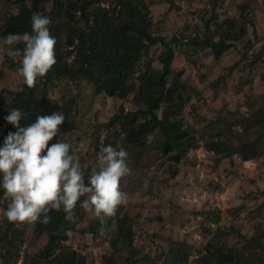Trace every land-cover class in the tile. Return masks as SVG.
Wrapping results in <instances>:
<instances>
[{
	"label": "trees",
	"instance_id": "16d2710c",
	"mask_svg": "<svg viewBox=\"0 0 264 264\" xmlns=\"http://www.w3.org/2000/svg\"><path fill=\"white\" fill-rule=\"evenodd\" d=\"M161 1L172 5L181 0ZM222 1L203 0L210 4L211 13L206 19H202V15L199 16V20L202 21L199 26L194 25L196 31L193 37L180 33L165 40L160 33L152 32L145 0H0V45L3 54L1 63H5L13 72L17 73L20 58L6 55L3 38L9 34L30 32L31 16L34 12L50 17L52 21L49 26L50 33L57 40L55 49L57 63L44 78L37 80L34 88L29 89L23 83L22 78L18 90L0 91L10 94L9 101L4 104L3 109L0 108V147H3L8 133L16 131V128L4 119L11 108H17L25 114L20 124L26 127L35 122L37 115L50 116L48 105L60 101V112L64 113L65 121L59 126L58 135L49 141V146L62 140L71 145L70 154H72V143L63 131L75 128L77 120L74 121L73 118L79 116L75 100L78 94L73 93V97L68 95V98L60 96L55 99L56 101L50 99L49 95L51 88L60 80L65 79L75 86L80 81L89 82L93 94L104 93L119 99H127L130 96L133 109L124 110L119 107V110L113 113L103 123V126L101 123L98 124L104 134L98 129L95 133L91 128L89 135L95 133L91 148L96 159L101 145H111L117 150L124 148L128 153L129 167L137 169L142 165V162L139 165L142 159L138 154L144 152V147L151 135L158 134L160 140L157 141V149L164 155L169 154L179 140L188 138L183 147L176 154L171 155L174 162H178L179 155L192 147L194 143L192 133L195 130L181 124L180 114L187 96L183 95L185 87L182 83L183 78L180 77L181 70L172 65L176 53L174 46L177 45L179 47L177 50L180 52V45L184 40L190 46L208 48L217 63L220 56L232 47V42L244 32L243 27H240L237 32H232L233 22L230 18H223L221 21L214 19L215 6ZM260 3L264 6V0H260ZM3 6L15 8L16 11L12 12L10 8L2 10ZM237 7L245 14H240L239 18L246 20L252 27V33H256L249 17L247 3L238 4ZM200 33L204 35L203 38H199ZM207 33H211V36ZM246 45H251V42L248 40ZM17 47L22 48L23 45H17ZM262 49L252 51L251 55H248L246 50H238L239 57L222 67L224 74L217 76L211 82V87L224 90V79L235 70L243 71L246 66L249 67L250 73L258 67L259 62L264 61L260 56ZM150 52L157 53L154 57H150ZM186 57L189 58L187 54ZM170 74L172 78L168 79ZM258 76L264 82L263 69ZM249 77L247 78L246 74L242 73L237 84L251 85ZM260 97L261 102H259V96L248 97L247 103L251 106L250 111L244 117L239 115V117L235 116L232 121H226L223 117L217 116L215 121L210 122L211 126L204 125L203 128L197 129L196 138L204 141V149L215 156V162H220L221 159L232 155H237L241 160L251 159L262 152L264 148V96ZM258 102L259 105L253 109L252 106ZM249 119L252 121L247 123ZM214 124L220 125L212 126ZM239 125H243L241 127L245 131L254 125L259 137L247 143L232 144L233 139L239 140V134L236 131ZM223 138L226 141H223ZM79 162L82 167V161ZM82 169L87 183L88 169L83 167ZM176 173V170L170 171V176L173 177ZM120 187L122 190L121 182ZM2 194H4L3 190L0 189V207L2 208L0 264H16L17 260H20L18 264H92L86 262L84 254L63 244L69 232L77 230L76 225L84 219L85 210L80 207L79 203L74 210L75 220L72 222L65 219V213L61 210L49 213L51 220L47 224L36 222L17 226L3 216L8 200ZM259 212L260 208H255L250 215L254 218ZM261 216L264 219L263 213ZM252 224L251 228L254 231L247 242L250 248L248 257L254 258L255 263L244 255L241 247L233 250L228 244L220 243L219 231L213 233L214 236L212 235V238L205 243L202 253L196 256L197 261L200 264L215 261H218V264L224 262L264 264V227L260 222ZM100 229L99 221L93 216L81 231L97 236L108 229H113L107 242L112 248L117 247L119 243L128 248L129 254L124 257L126 264L136 262L153 264L149 255L136 258L139 252H131L133 233L126 216L123 215L122 205L115 217L109 219L103 226L102 232ZM31 231H36L45 241L40 256L33 255L28 249L19 254L21 244L27 240ZM25 243L30 247L28 242ZM176 244L186 247L182 242H176ZM187 256L186 251L175 248L171 250L168 262L163 256L158 255L154 264H181L186 261ZM99 262L100 264H113V257L111 254H99Z\"/></svg>",
	"mask_w": 264,
	"mask_h": 264
},
{
	"label": "rangeland",
	"instance_id": "374dc122",
	"mask_svg": "<svg viewBox=\"0 0 264 264\" xmlns=\"http://www.w3.org/2000/svg\"><path fill=\"white\" fill-rule=\"evenodd\" d=\"M241 3L248 5L249 17L256 32L254 34L251 25L239 18L240 14H244L237 7ZM145 4L151 19L152 32L160 33L165 40L180 33L193 37L196 31L194 25L199 26L202 21L199 16L202 15V19H206L211 13L210 4L203 0H181L172 5H167L161 0H145ZM215 7L214 19L221 21L223 18H230L233 22L232 32H237L240 27L244 28V32L232 42V47L220 56L217 63L208 48L190 46L184 40L180 45V52L177 50L179 47L174 46L176 53L172 65L181 70L180 77L183 78L185 87L183 95L188 97L182 106L181 124L195 130L192 133V147L179 155L178 162H174L171 155L176 154L188 138L179 140L174 149L164 155L157 149L159 135L152 134L144 152L138 154L142 159L139 165L141 162L142 165L137 169L130 167V174L121 180L122 191L127 195V203L122 205V211L133 233L131 252H139L136 258L149 255L153 264L156 263L158 255L168 262L171 250L175 248L188 253L186 261L181 264H200L196 256L202 253L205 243L218 231L220 243L228 244L233 250L241 247L244 255L249 258L250 248L247 242L254 231L251 228L252 223L260 222L264 227V219L261 216L263 213L264 218V148L255 158L241 160L237 155H232L215 162V156L204 149V141L196 138L198 130L204 125L211 126L210 122L215 121L217 116L226 121H232L239 115L244 117L250 111L248 97L259 96L261 102L260 96H264V82L258 75L264 70V61L259 62L258 67L250 73L247 66L243 71L235 70L224 79V90L213 89L211 82L224 74L222 67L239 57L238 50H246L248 55H251L252 51L263 48L260 56L264 59V6L260 0H223ZM9 8L3 6L2 10ZM10 10L16 11L15 8ZM207 35L211 36V33ZM199 36L204 37L202 33ZM248 40L251 45H246ZM156 53H151L150 57H154ZM2 55L0 45V91L18 90L22 77L9 69L5 63H1ZM242 73L246 74L247 78L250 76L251 85L237 84ZM171 78L170 74L168 79ZM73 93L78 94L74 99L79 116L73 118L74 121L77 120L75 128L63 133L72 143V154L82 161V167L88 169L89 174L91 168L98 164L91 142L97 129L104 134L98 124L103 126L119 107L124 110L134 107L130 96L127 99H119L104 93L93 94L91 84L86 81H80L75 86L62 79L49 91L53 101L60 96L73 97ZM9 99V93L0 92L1 109ZM259 102L252 108L257 107ZM48 106L51 114L61 111L60 101ZM251 121L249 119L247 123ZM244 124L246 125L245 121ZM215 125L220 124L212 126ZM241 126L236 130L239 140L233 139L232 144L247 143L259 137L254 125L246 131ZM91 128L95 133L89 135ZM223 141L226 139L223 138ZM175 170L177 173L171 177L170 171ZM2 196L5 197L4 194ZM255 208H260V212L253 218L250 212ZM84 210L83 221L76 225L77 230L69 232L67 240L63 242L64 246L84 254L87 263L100 264L99 254H111L113 264H126L124 257L129 254L128 248L121 246V243L112 248L107 242L113 229L97 236L81 231L86 227L88 220L93 218L92 212L85 208ZM1 216L0 207V219ZM25 242H28L30 247ZM176 242H182L186 247H180ZM44 243L36 231H31L27 240L21 244L19 254L28 249L33 255L40 256ZM249 259L255 263L254 258ZM19 261L17 260L16 264ZM208 264H218V261Z\"/></svg>",
	"mask_w": 264,
	"mask_h": 264
},
{
	"label": "clouds",
	"instance_id": "9594fccd",
	"mask_svg": "<svg viewBox=\"0 0 264 264\" xmlns=\"http://www.w3.org/2000/svg\"><path fill=\"white\" fill-rule=\"evenodd\" d=\"M51 23L49 16L34 12L30 32L3 38L6 55L20 58L17 73L29 89L57 63V40L50 33ZM24 115L11 108L4 118L16 131L9 132L0 147V189L8 200L3 216L17 226L47 224L49 213L62 210L65 219L72 222L79 203L92 212L102 232L119 207L127 203L120 187L121 179L131 171L127 151L101 145L98 164L91 168L86 183L78 158L70 154L71 145L59 140L49 146L65 121L64 113L37 115L34 123L22 127Z\"/></svg>",
	"mask_w": 264,
	"mask_h": 264
}]
</instances>
